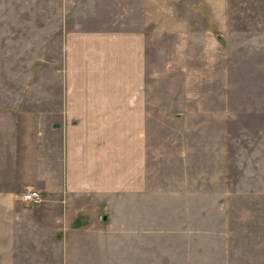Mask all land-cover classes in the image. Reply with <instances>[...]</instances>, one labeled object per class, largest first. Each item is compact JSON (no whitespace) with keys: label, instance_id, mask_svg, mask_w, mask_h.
Returning <instances> with one entry per match:
<instances>
[{"label":"rangeland","instance_id":"obj_1","mask_svg":"<svg viewBox=\"0 0 264 264\" xmlns=\"http://www.w3.org/2000/svg\"><path fill=\"white\" fill-rule=\"evenodd\" d=\"M91 143L76 254L264 264V0H0V159L79 205Z\"/></svg>","mask_w":264,"mask_h":264},{"label":"crops","instance_id":"obj_2","mask_svg":"<svg viewBox=\"0 0 264 264\" xmlns=\"http://www.w3.org/2000/svg\"><path fill=\"white\" fill-rule=\"evenodd\" d=\"M115 145L97 143V146L93 147L92 144L91 147L94 150L93 153H89L88 164L89 166L93 164L95 169L91 173V167H89L88 174L83 173L82 192L87 200L79 205L64 203L69 199L67 201V195L61 194L62 189L54 186L56 179L52 173L50 177L44 178L43 172L28 170L27 165L22 169L16 160L11 162L7 157L0 159V264H77L76 262L96 264L104 259V257L99 259L91 255L76 254L72 242L76 239L75 237L79 239L83 236L78 232L80 228H75V222L86 213L98 210L97 200L92 199L93 202H89L87 196H90V192L101 190V184H96L95 181L106 180L104 156L108 154L104 148L110 146L115 149ZM114 154L116 155L117 152L115 151ZM21 164L32 166V163L26 161ZM32 172L36 173L33 177H31ZM104 181H102L103 187L106 186ZM27 187H37L46 193L49 189V195H47L49 199L42 195L40 204L29 206L22 200L23 189ZM97 195L101 194L97 193ZM60 196L65 197V201L57 199ZM99 202L98 200V205ZM60 229H62L61 234ZM44 245L47 247L43 249ZM27 246L39 250H35L36 253L28 252Z\"/></svg>","mask_w":264,"mask_h":264},{"label":"built area","instance_id":"obj_3","mask_svg":"<svg viewBox=\"0 0 264 264\" xmlns=\"http://www.w3.org/2000/svg\"><path fill=\"white\" fill-rule=\"evenodd\" d=\"M22 200L27 204H39L42 201V194L34 188H28L22 194Z\"/></svg>","mask_w":264,"mask_h":264}]
</instances>
